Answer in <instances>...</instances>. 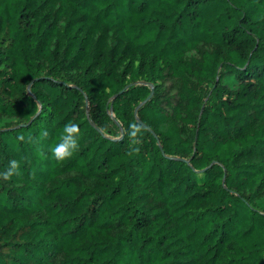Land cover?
<instances>
[{"label":"trees","instance_id":"1","mask_svg":"<svg viewBox=\"0 0 264 264\" xmlns=\"http://www.w3.org/2000/svg\"><path fill=\"white\" fill-rule=\"evenodd\" d=\"M0 264H264V0H0Z\"/></svg>","mask_w":264,"mask_h":264},{"label":"clouds","instance_id":"2","mask_svg":"<svg viewBox=\"0 0 264 264\" xmlns=\"http://www.w3.org/2000/svg\"><path fill=\"white\" fill-rule=\"evenodd\" d=\"M63 150H64V146L60 145L54 150V152L59 156L63 152Z\"/></svg>","mask_w":264,"mask_h":264}]
</instances>
